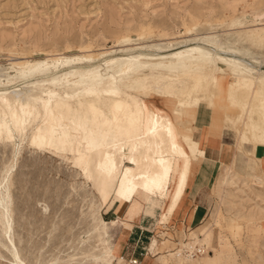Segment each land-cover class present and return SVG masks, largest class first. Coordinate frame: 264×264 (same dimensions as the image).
<instances>
[{
    "label": "rangeland",
    "instance_id": "rangeland-1",
    "mask_svg": "<svg viewBox=\"0 0 264 264\" xmlns=\"http://www.w3.org/2000/svg\"><path fill=\"white\" fill-rule=\"evenodd\" d=\"M161 42L165 51L198 47L193 53L215 57L223 69L225 62L215 50L226 51L227 60L246 58L261 65L255 71L260 77L264 0H0V70L9 75V88L25 92L26 86H36L38 97L53 102L48 111L39 106L27 114L17 139L0 142V182L14 165L9 176L13 239L24 264H128L129 257H137L136 264H264V163L255 154L256 131L247 126L258 103L254 95L246 107L218 95L238 87V79L228 71L213 73L222 89H209L196 110L182 113L191 110L195 115L187 123L193 132L205 128L231 145L234 142L247 157V167L235 170L226 163L206 176L207 213L195 226L176 230L167 218L170 214L163 215L157 196L148 229L133 234L128 250L120 251L109 239L104 210L115 200L127 203L139 189L165 194L168 177L150 180L129 194L120 189L124 181L100 165L97 147L106 133V144L115 139L114 129L110 123L92 124L78 100H89L90 89L101 91L97 74L117 76L118 82L126 76L123 82L131 85L133 66L118 64L131 56L159 61L141 53L153 54L152 44ZM234 48L245 49L246 57L233 55ZM127 92L166 106L164 98L147 87ZM57 98L71 102L72 118L57 111ZM104 109L110 118V109ZM61 123L71 127L72 133H67L73 137L71 146L84 141V135L76 133L81 126L94 137L97 148L85 144L83 155H78L39 150L32 144L35 131ZM204 151L193 159L189 178ZM128 227L122 223L111 238L126 240ZM4 231L0 212V264H17Z\"/></svg>",
    "mask_w": 264,
    "mask_h": 264
},
{
    "label": "bare ground",
    "instance_id": "bare-ground-1",
    "mask_svg": "<svg viewBox=\"0 0 264 264\" xmlns=\"http://www.w3.org/2000/svg\"><path fill=\"white\" fill-rule=\"evenodd\" d=\"M165 47V42L152 44L155 51L153 54L141 53L153 57L151 60H159L157 62L142 61V56L122 59L118 65L134 68L131 85L123 82L126 76L118 82L117 76L109 78L97 74L102 84L101 91L98 88L90 89L89 100H78L79 105L83 106L85 117L92 124L110 123V128L114 129L113 141L106 144V133L97 145L100 149L99 162L102 167L109 168L115 176L122 178L124 185L120 189L127 194L136 188H143L150 180L168 177L175 160V167L181 165L186 169L191 156L203 151L187 125L195 115L191 110L189 113L182 112L196 110L205 101L209 89H217L218 86L222 89L213 74L215 71H228L238 79L237 88L230 91L218 90V95H222L228 102L238 101L246 107L247 104L250 105V97L256 96L252 99L258 104L251 110L252 118L247 126L248 130L256 131L258 146L264 148V73L260 77L255 76V71L261 70V65H254L243 58L242 56L246 57V50L242 48H234V52L232 51L233 55L242 58L229 60L224 58L226 51L215 50L214 54L225 62L226 68L223 69L216 64L215 57L193 53L199 50L198 47L187 48L182 52L176 49L165 51ZM254 57L259 59L258 56ZM114 64L115 62L111 63V68ZM155 66H160V70H155ZM173 71L176 73H171ZM9 81V75L0 70V88H7L0 90V142L17 139L23 132L27 114L33 113L39 106L48 111L53 103L38 97L41 92L36 86H26L25 92L11 90ZM256 85L259 86L258 90ZM140 87H147L152 93L163 97L166 106H157L153 100H141L137 95L127 92L129 88L136 92ZM54 105L64 117L72 118L70 101L57 98ZM104 107L110 109V118ZM70 128L61 123L59 126L50 125L46 131L37 130L32 135V144L39 150L51 148L62 154L78 155H83L85 144L91 149L97 148L94 137L81 126L77 127L76 133L83 134L84 141L71 146L73 137L67 135L72 133ZM13 169L14 165L0 182V212L5 223L4 232L11 244L8 246L9 251L17 264H24L13 239L12 197L9 189V176ZM183 185L177 190V194H181ZM218 258L211 259L217 261Z\"/></svg>",
    "mask_w": 264,
    "mask_h": 264
},
{
    "label": "crops",
    "instance_id": "crops-1",
    "mask_svg": "<svg viewBox=\"0 0 264 264\" xmlns=\"http://www.w3.org/2000/svg\"><path fill=\"white\" fill-rule=\"evenodd\" d=\"M225 119H227L226 116ZM188 127L191 128L192 136L195 137L199 148L205 150L202 160L194 164V172L190 178L193 159L201 156L200 153L193 156L186 169L181 165L178 168L175 167V160L174 168L167 178L169 190L165 194L156 190L149 194L147 191L139 189L127 203L124 202L120 205V201L115 200L104 210V213L107 214L106 220L109 222V239L114 245L119 244L120 251L129 249V241L134 238L133 234H138L144 228L148 229V222L151 218L148 214L153 212V205L156 203L155 197L161 198L159 207L163 208L164 216L170 214L167 218H170L173 227L176 230L180 227L185 230L195 226L206 216L205 197L208 195V187H210L206 176L209 174L210 178V175L216 173L219 168H223L226 163L231 167L234 166L235 170H244L247 167V157L236 147L234 142L231 145V142L225 141L224 137L209 133L205 128H202L198 133V130L193 132V127L189 125ZM255 154L259 157L260 163H264V148L256 147ZM205 159L208 162H205ZM182 184H184L183 190L181 194H177V190ZM118 212H120L119 215ZM122 223L128 224L129 227L126 240H121L120 244L119 238H111V236L113 230ZM136 255L141 257V251H136Z\"/></svg>",
    "mask_w": 264,
    "mask_h": 264
},
{
    "label": "built area",
    "instance_id": "built-area-1",
    "mask_svg": "<svg viewBox=\"0 0 264 264\" xmlns=\"http://www.w3.org/2000/svg\"><path fill=\"white\" fill-rule=\"evenodd\" d=\"M126 260L128 264H136L138 262L137 257H129Z\"/></svg>",
    "mask_w": 264,
    "mask_h": 264
}]
</instances>
